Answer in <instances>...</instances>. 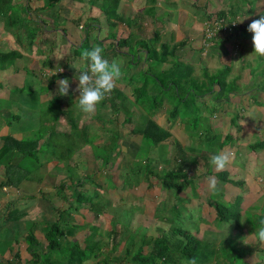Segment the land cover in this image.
I'll return each instance as SVG.
<instances>
[{
    "label": "rangeland",
    "instance_id": "rangeland-1",
    "mask_svg": "<svg viewBox=\"0 0 264 264\" xmlns=\"http://www.w3.org/2000/svg\"><path fill=\"white\" fill-rule=\"evenodd\" d=\"M160 5L153 4L149 0H117L116 4L113 5V7L116 6L117 11L120 13L122 11H125L124 9L126 8L125 12H131L133 14H139L141 17L143 23H148V19L150 18V15L147 14L146 10L150 8V6H153V14H155V19L157 20H167V11L165 6H163V2H167L168 6H171V14L175 10L176 7H179L183 3H187L191 6L193 3L194 9L198 10L200 9V6L202 8L200 11L205 10L206 13L208 11L213 12L210 13V15L216 16L217 13L215 12L218 8L220 10H225L227 12H238V14L243 15L241 17L239 16H229V14H225L224 16H229L233 17L239 22V19L241 18H250L252 17V20L254 19H259L261 15H264V0H173L175 3L170 4V0H158ZM99 2H103L106 5L108 4V0H86L85 3H79L76 1H71V0H61L60 5H59V13H60V18L58 19L60 24L58 22L56 24H50L46 25L43 23V18L41 19V22H39L41 25V36L39 40L36 42L38 44H34L31 49L28 48L27 44V38L29 37V32H32L33 25H36L34 23H31V26H27L30 31H25V25H28L25 23V20L32 22L33 19H36V14L37 11L31 10L32 14L29 17L25 18V8L24 10H19V8L14 7V12H11L12 10H9L7 12L10 17H20L18 21L23 23L20 27L16 26V29L14 30H8V24L5 20L0 19V38H3L0 41V51H13L15 50L18 53V56L14 60H10L5 62L3 65L1 64L2 62L0 61V84H8V85H19L22 90L19 93H24L21 98H25V102H28V98L30 99V102H40L41 104V93L46 94L48 91L49 97H54L55 95H60L59 94V85L58 81L61 79H68L71 82V77L78 76L76 74H71L73 70L79 69L81 66L82 68L84 67V63H86V60H83L81 65H73V67H68V64L65 63V57H60V61H55L57 63V70L55 73L57 74H62L57 76L56 78V85H52L51 89L48 90L46 88H42L41 86V80H43V83L45 82L46 84L48 83L46 79L50 78L51 73L45 74V78H41L42 74L44 73L41 72L42 70V62L44 59H46V55H53L57 53L58 48L63 52L65 56H70V54H75L74 46L70 42V39L73 38L76 34L78 33H83L85 24L90 23V25L94 26L90 22V17H98L99 19H102V15L105 16V13H103L99 8L96 7L95 4H99ZM15 4V3H14ZM41 3H38L35 0H32L31 6L32 8L39 7ZM206 5L207 7H203ZM16 6V5H15ZM62 6V8H60ZM205 8V9H203ZM252 10V13L247 14L246 12L248 10ZM188 10L189 9H185ZM145 11V12H144ZM175 13V19L174 21L178 22L180 18L178 16L182 17V11L180 12L181 15L178 13ZM205 13V14H206ZM188 14V13H187ZM170 17V16H168ZM22 18L24 20L22 21ZM40 19V17H39ZM79 19V25L76 27L71 21L68 20H76ZM64 20V21H63ZM67 20V21H65ZM45 22L50 21L49 20H44ZM104 20H101L100 25L103 28V23ZM246 22V20H244ZM240 23V22H239ZM44 25V27H43ZM57 25V27H56ZM145 26V25H144ZM128 27V26H127ZM160 27V26H159ZM53 30V31H52ZM63 33H62V32ZM114 31H111V35H113ZM152 32V29H150L149 25L144 28V33L150 36ZM45 34H48L50 36H47ZM123 33H121L122 35ZM20 35V37H19ZM250 35L248 31L244 32V35L242 37H247ZM224 36L223 39H228L230 37ZM217 39H220L219 37ZM216 39V41H217ZM43 40V41H42ZM88 43L86 45H83L80 51L83 53L85 50L91 51V48H95L97 44H93L90 40V36L88 37ZM42 41L40 44L39 42ZM133 43V39L130 40ZM45 42V43H44ZM176 42V39L173 38V40L170 41L171 45H174ZM83 43V42H82ZM81 43V44H82ZM91 44L95 45L94 47H91ZM244 44V43H242ZM239 45L243 47V45ZM46 45V46H45ZM201 45H202V40H201ZM43 46L45 48H43ZM175 46V45H174ZM200 46V42H199ZM81 46H78L80 48ZM217 50H219L222 47V44L215 45ZM232 46L226 45V48L231 50ZM244 50L247 52L249 55H247L245 58H247V63L245 66H243L241 63V58L231 60L230 58L227 57H220V58H215L216 55L214 52L211 51L209 55V51H203L200 52V57H198L196 54L189 51L188 48L184 49H178L176 54L178 57L182 55L183 58H181L182 61H180V58L174 57L171 59V64L173 67L180 66L179 70H173L169 71L166 75L164 72H162L161 68L166 69V65L156 64L157 60H153L154 62L151 63L149 68H146L144 71H151L152 68H155L156 75L155 79L161 80L168 82V80L172 81H177L178 89H176L175 86L172 85L169 86V90L166 92H160V88L154 84L153 81H150V87L151 90L148 92L146 96H144L142 99L146 101L148 104V108L143 106L141 108V102L140 100L135 101V99L132 101L130 99L131 96V91L130 89L126 88L125 94L129 98H125V101L123 102L124 107L128 108L131 111V116L133 117L131 122H128L124 120V113H119L118 115L113 114V110L111 107L106 104L103 108H101V105L99 104L97 107V111L95 112V115L100 116V117H106L109 118L110 120H113V117L116 118L117 122V127H126L130 128V126H139L141 129L145 128L147 126V122L149 119V115H153V113L156 111L154 109L155 107H152L153 104H157V107L161 105L162 102L167 103L168 105H164L162 110L160 109V114L157 115L156 118H154V121L161 127L169 129L171 128L174 133L178 134V130H182L185 128V134L188 136L187 138V143H184L183 146L185 147H190L191 154L188 155V151L185 150L182 151V147L177 146L174 144L175 149L171 148L168 144L161 143L159 145H155V143L151 142L150 139H143L142 142V136L139 137H131L129 140L132 141L134 144H138L141 142L140 151L135 153L136 155L134 156L135 158H131L129 163L125 162L124 160L121 159L120 155L118 152H109L110 148L107 150L102 149L100 152V163H103L102 166L97 167V170L101 171V173L104 171L106 174L104 175V178L101 176V173L99 174V177H102L100 181H106L104 185H102L98 190L93 188L90 191L89 194L91 195H96L97 198L93 202L95 203L96 206H99L102 204L108 205V207L115 205L116 201L115 199L118 198V195H120L124 190L125 191H130L131 187L135 186L137 187L142 184L143 180H146L145 176H140V179L138 175V171H144L145 169L149 168L150 170L153 169L156 173L159 175H163L165 172L167 173V170H160L159 166L161 169L166 168L165 163L169 162L172 163L174 162V159L172 157H178L180 155V158L184 156L187 159H190L191 163L195 162L194 158L196 156H202L204 157V161L206 162V167L205 171L208 170L210 172L215 173L214 167L210 164V157L211 155L221 151V150H227L230 151L234 154V159L232 160L231 164H243L246 165L249 169L254 168L255 166L259 165V168L256 169L255 173L256 175L260 178L258 179L259 181L257 182L258 184L254 183L253 188L256 192L264 191V165L263 169L261 167V164L264 163V150L257 149L256 151H252L249 147L241 146V141H236V138L239 136V133L250 131L251 143H257V142H262V139L264 141L263 133H264V96H259L257 92L264 94V57L257 56L254 54V48L252 44V38L250 41L246 42L244 44ZM77 48V50H78ZM124 48V47H123ZM212 48V47H211ZM40 49H47L45 51H42L40 53ZM122 49V48H121ZM120 49V50H121ZM234 49H240L239 47H234ZM211 50V49H210ZM182 51V52H181ZM188 51L189 53H187ZM180 52V54H179ZM184 52V53H183ZM213 53V57H211ZM118 56V57H117ZM116 56L117 59L121 60L123 57L118 54ZM51 56L53 60H56V56L54 57ZM62 59V61H61ZM78 59V58H77ZM169 59V58H168ZM241 62V63H240ZM186 65H190L193 69V73L191 71L190 74H192L188 80L185 81V76L186 74L184 73V69ZM229 66L230 70L229 73L225 74L224 68ZM148 67V66H147ZM63 69L62 72H59V70ZM69 68V69H68ZM242 68V69H241ZM13 71L16 72H12ZM68 69V70H67ZM208 69V70H207ZM186 70V69H185ZM48 72L47 70H45ZM84 71V70H83ZM141 75H136L140 76V78L145 79V74L144 72ZM71 74V75H70ZM70 75V76H68ZM131 73L123 71V76L127 77V79L130 78ZM79 77V76H78ZM196 77V78H193ZM235 77L239 79V77H242V80H245L249 78L250 81L253 82L254 85V94L255 96L253 98H244L241 93V90H244L245 87L239 86L241 84L240 81L235 80ZM196 81L197 83L194 85H191L193 80ZM157 80V81H158ZM192 81V82H191ZM211 82H217L222 84L224 87L225 91H228V89H233L236 90L237 93L239 94L242 102L240 104H230L229 101L220 103L217 100L216 97L211 96L207 99H202V98H196V94L198 92H201V89L198 87V85H204L206 87L202 88V92L204 91H211L210 95L215 93V89L217 86H214L211 88L210 83ZM71 85V83H70ZM47 86V85H46ZM78 82L74 84V87L71 89L69 92L68 96H62L61 99L59 100H52L51 102L47 101L44 105V113L40 114L38 117L36 113V106H34L33 103L30 104V106H25V111L30 112L33 114V116L28 120V126L30 128L36 126L38 134L45 136L50 127H49V119L50 116L55 115L58 111H65V116H68L69 118H73L71 116L72 109L75 111H80L78 108V103H75V98L79 96L78 92H75L74 90L77 88ZM142 86V85H141ZM48 87V86H47ZM241 89V90H237ZM214 91V92H213ZM31 92H33L32 98ZM237 94V95H238ZM18 95V94H17ZM178 95H180L183 100L182 102H179ZM43 97H45L43 95ZM120 98H123L121 96ZM180 98V99H182ZM247 99H250L247 100ZM62 102V103H61ZM172 102V103H171ZM174 102H179V114H178V121L177 119L175 121L166 122V115L165 112L168 114L169 110L171 108V104ZM15 102H11L10 104H14ZM159 104V105H158ZM8 104H4V107H7ZM170 105V106H169ZM101 108V109H100ZM150 109H154L153 111ZM218 110V115L217 119L214 116V112ZM158 111V112H159ZM161 111L163 114H161ZM81 112V111H80ZM23 114L25 112L23 111ZM99 114V115H98ZM85 116V115H84ZM87 116V115H86ZM141 116H145L147 119L146 121L140 119ZM89 117V116H87ZM234 118H237L236 122L232 123V120ZM96 119V122H98L99 118L94 117ZM115 121V120H114ZM114 121H112L114 123ZM71 122V121H70ZM74 122V121H73ZM110 122V121H109ZM179 122V124H178ZM47 123V124H46ZM108 123V122H107ZM137 124V125H136ZM255 125V127H254ZM259 126L257 129L256 127ZM125 128V129H126ZM90 132V136L86 138H91L92 140L97 138L96 135L99 134L101 131L100 127L95 126ZM70 134V133H69ZM60 135V134H59ZM68 135V134H67ZM180 135V133H179ZM200 135H202L200 137ZM76 137L75 133L72 131V136L71 137H66L64 133L60 135V140L62 141L64 146L66 145V142H71L73 141V138ZM84 140V138L81 136V138L77 137V145H74L72 143L71 147L72 148H80L83 146L81 143ZM238 140V139H237ZM186 141V140H185ZM115 145L113 147H118V143H114ZM68 147V146H67ZM192 149V150H191ZM188 150V149H187ZM148 151V155H147ZM109 152V153H108ZM183 152V153H182ZM103 155H108L110 158H118V161L116 160H111L110 165H108L105 169L104 165L106 166L107 163H104V157ZM172 155L170 159L167 158L168 155ZM145 155L149 156V159L144 161ZM37 158H39L41 155H36ZM35 164V160H27L25 162V165L29 164ZM41 163V160L39 161ZM168 163V164H169ZM197 165V164H196ZM110 166V167H109ZM112 166V167H111ZM126 166L129 171L135 173L134 175L128 171H124L120 168ZM175 166H177L175 164ZM200 165L198 164V168L196 167V170L199 169ZM252 168V169H253ZM96 170V167L93 168V173L96 174L98 177V172ZM103 170V171H102ZM187 172L189 171V168L186 169ZM28 173L33 174V176L39 175L40 172L39 169H26ZM68 172L72 177H75L79 180L84 178L85 180L91 179V177L94 178L89 172L90 169L88 167L86 168H74V167H69ZM128 174H125L127 173ZM141 172V173H142ZM230 174V173H229ZM254 174V173H253ZM88 176V178L86 177ZM47 179H51V177H47ZM52 179H54V176H52ZM115 181V182H113ZM123 183L122 187H117L118 185H121L120 183ZM222 181V180H221ZM81 184H83V180H81ZM89 184H91L89 182ZM158 185V184H157ZM218 189H220V186L222 185V182H218ZM80 187V186H79ZM238 188V187H235ZM240 189L242 188L239 187ZM238 188L237 193H233L232 197H235L240 193V189ZM139 189V188H138ZM195 189V183L192 182L190 187L188 188L189 191H193ZM109 193H113L114 197H109L106 194V191ZM183 193H188V191H184ZM102 196V197H101ZM207 196L208 199L215 200L219 202L220 204L225 205L226 207H229L232 209V212H240L242 216V231L243 233H240L239 230L235 231L233 228L235 227L234 221H230L229 223H222L218 222L215 227L214 224H211L208 222V226L202 225L204 222L201 224V218L204 220H208V217L205 216L204 214L201 216L200 211L198 209H194L190 214H185V215H178L176 212L172 215V205L173 202L179 201L180 196L176 195L175 193L170 194L167 197V200L165 202V206H159L157 209H155V214L154 216L156 217L157 215L161 218H164V215L166 217H172L174 218L173 222L169 223H162V221H159V219L156 217L153 219L152 216V210H149V218H147L145 213L142 211L140 207H133L132 211L127 212L124 214L123 220L120 223V227H99L101 231L96 232L95 235H97L98 238L105 239L107 235H109V229L111 230H116L118 229L119 232V238L120 240H127L131 236V239L136 240V248L140 247L143 244H147L144 247V253L148 254L153 247V241L159 236V232L157 230V226L164 225L162 227L166 231V237H167V246L171 247L172 249H176L177 245L180 243V247L185 243L184 238L181 236L177 235L174 230L181 229L186 231H189L193 235L195 232L197 233V237L199 239H202L200 241L204 242V247L207 250H216L218 245L222 243V246L227 249V251H233L238 248V246L242 249L244 253H247V251L251 250V245L250 243L252 242L255 250L258 252L257 253V258L260 260L264 259V252H261V246L257 244H254L255 240L253 237V233L256 232L257 228L259 227V221L261 219H264V195H260L257 197L256 201H249L248 204H253L252 207H250L249 210L241 211L240 209V204L242 200H237L233 202H224L222 201V198L224 197V193H220V190L216 193H208ZM171 199V200H170ZM32 201L35 202L34 199ZM44 203V204H43ZM157 204V203H156ZM155 205V204H153ZM152 205V206H153ZM135 206H140V204H135ZM240 206V207H239ZM247 207L246 205H244ZM42 208L44 213H47L46 215H42L38 218L39 222L41 224H44L45 227H51L52 224L56 223L57 221H49V215H50V206L48 202H42ZM193 207H189L188 210H191ZM107 211V216L109 220L112 219V215L115 217V219L121 215L118 210H115L114 208H106ZM0 217H2L0 215ZM247 217V218H246ZM107 219V217L105 216ZM245 220L249 221L248 223H245ZM132 224L134 227H132ZM101 223V220H100ZM106 223V222H104ZM111 223V221H110ZM130 225V226H128ZM249 227H253L255 229L254 232H252ZM5 228V227H4ZM14 228L13 232L11 230ZM29 227H26V231L28 230ZM90 229V227H89ZM108 230V231H107ZM198 231V232H197ZM245 231H248L246 235H244ZM88 232V231H86ZM252 232V233H250ZM0 233H2V228L0 227ZM13 235V236H18L23 235V232L21 231V227H11V229L8 227V231L4 235ZM37 236L40 240H43V235L37 231ZM195 236V235H194ZM246 236L245 239H243ZM82 239H84L82 237ZM81 239V241H82ZM256 241L258 239L255 237ZM108 245L110 246V243L108 242ZM229 246L232 248L230 249ZM235 248V249H234ZM254 250V251H255ZM136 249H134L135 253ZM28 254V253H27ZM26 255V253H25ZM30 258V256H27ZM249 261L244 260V264H254V260ZM213 263V262H212ZM84 264H95V261H88L85 262ZM167 264V263H163ZM211 264V263H210ZM215 264V263H214ZM225 264V263H222Z\"/></svg>",
    "mask_w": 264,
    "mask_h": 264
},
{
    "label": "crops",
    "instance_id": "crops-1",
    "mask_svg": "<svg viewBox=\"0 0 264 264\" xmlns=\"http://www.w3.org/2000/svg\"><path fill=\"white\" fill-rule=\"evenodd\" d=\"M38 3H41L42 5V2H38ZM157 3L160 5L158 0ZM169 3L173 4L175 2L173 0H170ZM163 4H164L163 6H165L166 8L167 13L169 12L167 14V18H168L167 20H164L165 18L163 20H157L155 19V15L153 14L150 15V18L148 19V23H143L144 21H142L138 13L133 14L131 12H125L126 8L124 9L125 11H122L124 12L123 16L125 17V19L130 17L134 18L135 16H137L138 17L137 21L139 22L138 25L132 27H127V25L123 23L118 25L117 28L118 30L116 34L117 39L119 40L127 39V42L125 44L126 46H124V48H122L121 50H115L114 48L111 47H105V45L111 43L110 42L111 39H108L111 33H109L108 31V27H110V25L107 23V20L103 15H102V19H98V20H96L97 17H93L92 15V17H90V19L91 18L94 19L93 20L94 26L92 30L89 31L88 33L86 32H83L82 34L78 33V35L76 34L73 38L70 39L72 45L74 47H78L81 45L84 39H86L87 37L86 34H88V37L90 36V40L92 43L98 41L102 43V45H104V47H102L104 49L103 54L107 59L109 60L116 59L119 63H121L122 71L129 72V74L131 73L129 79H127V77L122 76L117 83V87L114 89L115 91H118L119 96L115 94V96L113 95V98L115 99L117 96L118 101L122 99L120 98L121 96H123L124 101L126 97L129 98L125 94L126 88L130 89L132 96L130 97V99L133 101L135 99V96L133 94L134 88L141 87L143 82L142 78L136 75L137 74L141 75L143 71L146 70V68L150 67V64H147L146 62V50L143 49L142 46H139L138 44L143 39L152 38L153 36L152 32L154 29L160 30L161 43L168 45L170 48H172V46L174 45L184 43L185 45L182 48L184 49L188 48L189 51L191 50V52L196 54L198 57L201 56L200 55V52H202L201 40L203 37L204 22L205 19H207L208 14L212 13L213 10L212 12L208 11L206 13L205 10L200 11L202 6H200V9L196 10L193 8L194 7L193 3L191 4V6L187 3H183L179 7H176L171 14L170 11L171 6H168L167 2H163ZM15 7L19 8V10L21 8L20 5L18 7L17 6ZM150 7L153 6L151 5ZM203 7L206 8L207 6L204 5ZM60 8H62V6ZM187 8L189 9V11L185 10ZM177 11H179L178 13L180 15H181L180 12L182 11V17H183L181 18V16H178V18H180L178 22L174 21L175 13H177ZM220 11L221 10L218 8L215 12L218 13ZM11 12H14V9ZM243 15L237 14V16L239 17ZM19 18H21V16L18 17V19ZM42 18H43V23L45 25L47 23L50 24V26H52V24L54 25L57 22L58 24H60L59 23L60 21L58 20L60 18V13L56 20L45 17H40V19H36V20L33 19V20H35L36 22H41ZM49 19L50 21L48 22L44 21ZM23 20L24 18H22V21ZM101 20H104V22H102L103 28L100 25ZM244 20H246V22H244ZM68 21H71L76 27H78L80 23L79 19L68 20ZM239 22L240 23H239L238 31H236L233 35H231L234 37L231 36L230 38L227 37L228 39L226 40L225 39L222 40V38L217 39V41L215 40L212 43V48L209 51V55L212 51L215 53L216 55L215 58L217 59L220 57L230 58L232 56L231 60L236 59L239 56L238 59L241 58L242 61V63L241 62L240 63L243 66H245V64L247 63V58L245 57L249 54L243 51L245 48L244 44L251 40L252 34L250 33V35H248L247 37L245 36L242 37V35H244V32L248 31L247 29L249 24L252 22V17L250 18L243 17L239 19ZM40 25L41 24L39 23V28H40L39 37L36 39V42L39 40L41 36ZM147 25H149L150 29H152V32L149 37L147 34L144 33V28L147 27ZM121 33L123 34L121 35ZM45 35L50 36L48 34ZM173 38L176 39V42L174 45H171L170 41L173 40ZM2 39L3 38H0V41ZM131 39H133V43L130 41ZM42 41H40L39 44ZM199 42H200V46H199ZM236 43H238L239 45L244 43L242 44L243 47L239 46L241 50L234 49ZM129 44L133 45L132 50L129 49L128 47ZM219 44H222V47L219 50H217L218 48H216L215 45H219ZM99 45L100 44H98L97 46ZM226 45L232 46L230 47L231 50L226 48ZM9 51H0V52H9ZM167 52L168 51H164L163 54H168ZM186 52L189 53L188 51ZM118 54H120V56L123 57L121 60L116 58ZM53 55L54 57L56 56V60H54L55 66H57L58 63L55 61H60V57H65V63L68 64V67H73V65H77V66L81 65V63H79V61L81 60L79 57H77L75 54H70V56H65L63 52L60 50V48H58L57 53ZM48 56L49 55L47 53L46 58ZM175 57H178L177 54ZM211 57H213V53ZM178 58H180V61H182L181 58L183 57L182 55H180V57ZM171 59L172 58L169 57L168 61L162 63L161 66L163 65L167 66L166 69L161 68L162 72L173 69V66L171 64ZM82 61L83 60H81V62ZM84 64L85 65L83 68L79 66L80 68L79 69L76 68V70H73L71 74H76L79 76V74L83 70L87 69L88 62L86 61V63ZM41 66H42L41 72L44 71L41 78L43 77L45 78V74H47L49 71L47 68H45V66H43V64H41ZM191 68L192 67L190 65H186L185 67L186 70L185 69L183 70L187 73L186 77H190L192 75V74L190 75L188 74L189 69ZM45 70H47L48 72H46ZM191 70L193 73V69ZM11 71L16 72L13 71L12 69ZM144 72H146L144 73L146 78L143 80L149 79L151 81L153 79V76L156 75L155 68H152L151 71H149L148 75H147V71ZM78 76L70 78L71 79L70 91L74 87V84L78 82L77 80ZM235 80L241 82L239 86L245 87L244 90L237 88V90H241L242 93L241 96H243L244 98H249V97L253 98L255 96L254 94L255 83L253 84V82L250 81L249 78L248 80L247 79L242 80V77H239V79L235 77ZM46 81L48 82L47 84L45 82L43 83V80H41L40 87L50 90L51 86L49 85V81L47 79ZM54 85H56V82L53 84V86ZM21 90L22 88L19 85H8L3 83L0 84V215L2 216L0 217V227L2 228V233H3V235L0 233V264H25V260L29 259L27 257L29 255L27 254L26 251L27 244L25 242V238H26V233L30 228H33L36 238L41 243H44L43 229L46 227L44 224H41L38 220L40 216L47 214L43 212L44 208H42V202H48L49 206L51 207L49 209L50 210L49 221L50 222L53 220L57 221L56 223H59L60 225L64 223L67 224L66 226L63 227H73L75 225H79V227H98V228L102 227L101 225H103V227H120V223L123 220L124 214L132 211L133 207H140L142 211L145 213L144 215H146L148 219H150L149 215H151L149 213V210H152L153 219L156 218L154 216L156 211L155 209H157L160 205L165 206L167 197L170 194H168L166 190L162 189L160 185H157V181H153V180L151 181L153 184L152 186L149 185L148 183L149 180L146 179L143 180L140 186L138 185L137 187L132 186L130 191L124 190L120 195H118V198L115 199L116 203L113 206L108 207V205H104L101 203V205L96 206V208L99 211L93 210L92 205L88 202V200H90L88 199V196H91V194L89 193L92 190V186L97 190L106 183L105 179L104 181H100L102 177L104 178V175L106 173L103 170L102 173L101 171L97 170V167L102 166L103 163H100V159H101L100 153L95 152V150L100 149L101 152L102 149L107 150L110 148L109 152H114V151L118 152L121 159L129 163L131 158H135L134 157L136 155L135 153L140 151L141 150L140 148L143 147V145L140 147L141 142L138 144H134L129 139L135 136L140 138L141 135L139 136V133H142L143 129L136 126H130V128H126V127L118 128L116 118L114 117L113 120H110L109 118L106 119V117H100L95 114L87 117L82 112L75 111L74 109H72V111H74L73 113H71V116L73 118H69L68 116H65L66 110L63 112L58 111L55 115L50 116L48 122L50 129L48 133L45 136L39 135L36 126L32 128L28 126L27 120L28 118L30 119L33 116V114L25 111V106H30V104L33 103L34 106L32 107L36 106V110H37L36 113L39 117L40 114L44 113V105L47 101L51 102L52 100H59L62 98V96L55 95L54 97H49V93H48L49 91H48L46 94L41 93L42 95L41 104L40 102L37 103L35 101L30 102L29 99L30 97L28 98V102H25V98H21V96L24 93L23 92L19 93L21 92ZM215 91L219 92L218 87L215 89ZM215 93L212 95H207L205 99L214 96L217 98L216 101H218L219 104L229 101V103L233 105L240 104L246 101L245 100L242 102L236 90H233V92H230L227 95L228 99H226L224 95H219ZM257 94L259 96H264V94L259 92H257ZM32 95L33 92H31V95L29 96H31L32 98ZM43 95L45 97H43ZM77 98H75L76 104L78 103ZM247 100L250 101V99ZM11 102H15V103L10 104ZM4 104H8L7 107H4L3 106ZM166 105L168 104L166 103ZM160 109L162 110V108ZM23 111L25 112V114H23ZM158 111H155L153 115H149V119L154 121V118H156L157 115L160 114V111L159 112ZM217 113L218 110L214 112L215 114L214 116L216 117V119L218 118ZM113 114L118 115L116 113ZM161 114H163L162 111ZM165 115H166V122L167 123L172 122L169 121L170 113L167 114L165 112ZM94 117L99 118L98 122H96V119H94ZM140 119L144 120L146 118L145 116H141ZM71 120L74 121L75 127H72ZM112 121H114V123ZM95 126H98L101 129L99 134L96 135L97 136L96 140L95 139L92 140L91 138H86L90 136L89 134L92 130H94L93 128ZM159 127L161 129V132H156L155 128L150 129V131L154 137L155 136L161 137L162 142H160V144L161 143L168 144L173 149H175L174 144L177 146L181 145L182 151L185 152L186 150L189 153L188 155L191 154L190 147L183 146L184 143H187L188 141L187 140L188 136L185 134V128L182 130H178L179 132L177 134L174 133V131L171 128L166 129L161 126ZM256 128L258 129L259 126H257ZM72 131L75 133L76 136L73 138L72 143L74 145H77V137L81 138L82 136L84 140L81 143L84 144L80 148L77 147L72 148L71 147L72 143L66 142V145L68 147L65 146V148L63 149L62 146L63 143L60 140V135L64 133L66 137H71ZM52 134L56 136L54 138H50ZM262 135L264 137V133ZM201 136L202 135H200V137ZM251 136L252 135H250V131L242 132L239 133V136L236 138V141L240 140L242 143L241 146L249 147L251 144H253L251 143V141L249 142ZM114 143H118V147H113L115 145ZM71 152L72 154L69 155ZM35 154L41 156L37 158ZM147 155H148V151H147ZM147 155H145L144 161L149 159V156ZM102 156L105 158L104 163H106V160H109L106 166L104 165L103 169H105L108 165H110L111 160L118 161V158H114V157L110 158L108 155H103V154ZM171 157H172L171 154L167 156L168 159H170ZM179 158L180 155H178V157L175 158L172 157V159H174V162L172 163L166 162L165 163L166 168L161 169V167L159 166L160 170L165 169L167 170V172L171 171L174 168L181 169L183 172H185L188 175L191 184H192V180L193 183H195V189L192 192L188 190V188L190 187L189 186L186 189L188 193H183L184 191H186L184 190L179 194L180 196L179 200L181 201V206L186 210V212H179V215L190 214L192 211H194V209H198L201 213L200 214L201 216L204 214L205 216L208 217V220H204L202 219V217H200L201 224L202 222H204V224L202 225L208 226V222H209L211 224H214L213 227H215L217 224V220L215 219L216 215L213 209L207 205L208 198L205 195H208V193L211 192L208 187V178L212 176L217 178L218 173L221 172L216 171L215 173H213L208 170L205 171L204 169L206 167V162L204 161L205 158L202 156L200 157L196 156L194 158L195 162L192 163L190 162L191 161L190 159H187L184 156H182L181 159ZM27 160H35L36 163L25 165V162ZM40 160L41 163H39ZM175 164L177 166H175ZM198 164L200 165V167L199 169L196 170V167L198 168ZM263 165L264 163L261 164L262 169H263ZM69 167H74V168L88 167L90 169L89 173L92 176H94V178L91 177V179L88 180L82 178L81 180H83V184L81 187H79L77 185L79 181L81 182V180L72 177L69 174L68 172ZM94 167H96V170L98 172V177L96 176L95 173L92 172ZM187 168H189L188 172L186 170ZM252 168L249 169L246 165L243 164L237 165L235 163V164H230L224 171H222L228 175L227 178L229 181H231L229 183V182L221 181L219 178H217L218 182H222V185L220 186L219 189L220 193L222 192L224 193V197L222 198V201L233 202L237 200H242L241 208L242 211H245L246 209L249 210L250 207L253 206L252 203L248 204L249 201L252 202L256 201L258 196L264 195V191L256 192L253 188H251L253 187L254 183L258 184L257 183L259 181L258 179L261 178V177L259 178L255 173L256 169L259 168V165L255 166L253 169ZM26 169L29 170L39 169L40 176L39 175L33 176V174L28 173ZM121 169L123 170V172L128 171L130 173H133L129 171V169H127L126 166L121 167L120 170ZM128 172L125 174H128ZM141 172L142 171L140 170L136 174L138 175L139 179L140 176H143L144 171L142 173ZM100 173L101 176L103 175L102 177H99ZM52 176H54V179H52ZM47 177H51V179L48 180ZM86 177L88 178V176ZM89 182L91 184H89ZM123 183L124 182L121 181L120 183L121 185H118L117 187H122ZM61 185H64L65 188L60 193L58 191L61 190ZM241 186L242 188L240 189L239 187ZM235 187H238L240 189V193L242 194L241 195L238 194L235 197H232L233 193L238 192V188ZM105 191L109 197H114L113 193H109L107 192V190ZM78 196H81L83 197V199H85L82 207L79 210L74 208L76 200L79 198ZM32 199H34L35 202L32 201ZM135 204H140V206H135ZM171 205L173 207L172 203ZM244 205H246L247 207H245ZM190 206L193 208L191 210H188ZM106 208H114L115 210H118L117 212H119L121 215H119L116 219L112 215V219L109 220L108 219L109 216H107L106 213L107 211H105ZM178 210L182 211L180 207ZM105 216L107 217V219L105 218ZM167 218L166 215H164V218H158V219L159 221H162V223H169V220H167ZM133 223L134 221H132L130 225H132ZM245 223L249 224V221L245 220ZM8 227L10 229L11 227H16V228L21 227V231L23 232V235H21L20 237L19 234L18 236H13L9 234L4 235L8 231ZM26 227H29L27 231L25 230ZM132 227L134 226L132 225ZM157 227H164V225L161 226L158 225ZM13 230L14 228L11 230V232H13ZM37 231H39L43 235V240H40L38 238ZM86 231L87 230L78 233L77 239L81 240L82 237L84 238ZM99 231L101 230L99 229ZM196 234L197 233L195 232L194 235ZM253 238L255 240L254 244H256V246L257 244L260 245L262 247L261 252L263 253L264 244L260 243L259 241H256L255 237ZM250 245L252 249V256L250 258H247L246 261H249L248 259L250 260L253 259L255 261L254 264H264V259L260 260L259 258H257L258 252L255 250L252 242L250 243Z\"/></svg>",
    "mask_w": 264,
    "mask_h": 264
},
{
    "label": "trees",
    "instance_id": "trees-1",
    "mask_svg": "<svg viewBox=\"0 0 264 264\" xmlns=\"http://www.w3.org/2000/svg\"><path fill=\"white\" fill-rule=\"evenodd\" d=\"M22 1V2H21ZM37 2H42V5L36 8H32L31 2L32 0H0V19L5 20L8 24V30H14L16 29V26L20 27L23 23L20 24L17 17L13 18L10 15H7L8 10H12L15 5L18 7L21 6V10H24L25 8V18L29 17L32 14L31 10L37 11L36 19H39V17H45V18H51V19H57L59 16V5L61 0H35ZM76 1L79 3H85L86 0H71ZM117 0H108V4L106 5L103 2H99V4H95L97 8L100 7L102 9L101 11L105 13V18L107 20V23L110 25L108 27L109 33L111 31L113 32V35H109L108 39H111L109 44L105 45V47H111L115 50H120L124 46H126L127 39L125 40H119L117 39V28L119 24H125L128 27H132L135 25H138L137 19L138 17L135 16L134 18L130 17L125 19L123 16L124 12H118L116 9V6L113 7L114 4H116ZM150 2L156 4L157 0H149ZM15 3V4H14ZM19 4V5H17ZM153 7H150L146 10L148 15H153ZM231 14V16L235 17L238 12L232 13L227 12L225 10H221L217 13V15L224 16L225 14ZM247 14L252 13V10H248L246 12ZM155 15V14H154ZM35 19V20H36ZM99 18L97 17L96 20ZM35 20H32V22L25 20V23L28 25H25V31H30V29L27 26H31V23H34L36 25H33L32 32H29V37L27 38V44L28 48L31 49V47L36 43V39L39 37V22H36ZM94 19H90L91 24H93ZM93 28L90 23L85 24L84 32L88 33ZM88 29V30H87ZM87 30V31H86ZM153 36L150 39H143L139 42V46H142L143 49L146 50V62L147 64H150L154 62L153 60H157L155 62L156 64H160L163 62L168 61V58L171 57L172 59L176 56V52L178 49H181L184 47V43L172 46L170 48L168 45L161 43V32L158 29H154L152 32ZM86 39H84L83 43L80 45L81 47H74L75 55L79 57L81 60L83 59L82 52L80 49L83 45H86L88 43V34H86ZM20 37V35H19ZM234 37V36H231ZM93 44H100L99 46L104 47L102 43L95 42ZM91 44V47H94V45ZM129 49H133V45H128ZM212 47V44L208 45V51H210ZM235 47H239L238 43L235 44ZM43 48H45L43 46ZM78 48V50H77ZM93 48H91L92 50ZM47 49H40V53L42 51H45ZM164 51H168V54H163ZM18 53L16 51H9V52H0V61L3 65L5 62L14 60L17 57ZM134 55V54H133ZM52 55H49L44 61L43 66L51 72V76L49 79V85L52 86L56 82V78L59 75L62 74H54V72L57 70L54 60L51 58ZM80 60V61H81ZM88 62V61H87ZM89 63V62H88ZM181 68L180 66L173 67V70H179ZM171 69V71H173ZM230 70V67H225L223 71H225V74H228ZM170 71V70H169ZM169 71H163L166 75ZM191 69H189V75L191 73ZM149 73V71H148ZM147 73V75H148ZM185 74H187L184 71ZM185 81L188 80L189 77H184ZM190 79V78H189ZM154 84L160 88V92H166L169 90V86L172 85L178 89L177 81L168 80V82H165L164 80H156L155 76H153ZM193 80V79H192ZM192 82V81H191ZM197 82L193 80L191 85L196 84ZM211 88L214 86L218 87L219 92H216L215 94L224 95L227 98V95L230 92H233V89H228V91H225L222 84L217 82H211L210 83ZM198 87L201 89V92H198L195 97L196 98H202L205 99L207 95H210L211 91H204L202 92V88L206 87L204 85H198ZM264 89V86H263ZM151 90L149 80H143L142 86L138 88H134L133 94L135 96V101L140 100L141 102V108L143 106L148 108V104L146 101H144L142 98L148 94V92ZM214 92V91H213ZM119 96L118 91H113L111 96L107 99H105L100 105L101 108L104 107L106 104H108L111 109L113 110V113L119 114L124 113L125 120L128 122H131L133 117L131 116V111L128 108L124 107V99L118 101L117 96L114 99L113 95ZM180 95H178L179 102H182L183 98ZM179 102H174L171 104V108L168 110L169 115V121H175L178 120V114H179ZM172 103V102H171ZM159 105V104H158ZM166 105V103L162 102L160 106L157 107V104H153L152 107H155L156 111L160 110V108H163V106ZM170 106V105H169ZM150 109V110H154ZM145 119L144 121H146ZM237 118H234L232 120L233 122H236ZM72 121V120H71ZM74 122L72 121V127L74 126ZM139 127V126H137ZM155 128L156 132H161L160 127L152 120L148 119L147 126L143 128V132L139 133V136H142V139H150L151 142L155 143V145L160 144L162 142V139L160 136H153L150 129ZM56 135L52 134L50 138H54ZM119 140V139H118ZM63 149L65 148L64 145ZM249 148L252 151H256L257 149L264 150V141L253 143L249 146ZM73 152V151H72ZM72 152L69 154L71 155ZM95 152L100 153V149L95 150ZM98 155V154H97ZM148 160V159H147ZM109 160H106V163ZM135 174V173H132ZM143 175L147 180H149V185L152 186V180L157 181V184L161 186L162 189L166 190L168 194L175 193L176 195H179L181 192L186 190L190 184L191 181L188 177V175L183 172L181 169H172L169 172H165L163 175H159L156 173L153 169H145ZM228 175L224 172L218 173L217 178H219L222 181L225 182H231L228 180ZM193 182V180H192ZM77 186H82L81 182L79 181ZM64 185H61V190L58 192L61 193V191L64 190ZM98 190V189H97ZM79 198L76 200L74 208L79 210L85 199L83 197L78 196ZM87 197V196H86ZM96 195L88 196V202L92 205L93 210H98L96 208L95 203L93 202L96 200ZM242 203V202H241ZM180 205V206H179ZM207 205L213 209L215 213V219L218 222H224L229 223L230 221H234L235 227L233 228L235 231L239 230L240 233H243L242 229V216L240 212H232V209L229 207H226V204H220L219 202L215 200L208 199ZM241 206V204H240ZM239 206V207H240ZM182 210L179 211L178 209ZM241 211L242 208L240 207ZM172 215L176 212V214L179 215V212H186V210L181 206V201H175L173 202L172 207ZM99 211V210H98ZM94 212V211H93ZM264 216V214H263ZM157 218H160L158 215ZM162 218V217H161ZM167 218V217H166ZM167 220L169 222L173 221L174 218L168 217ZM67 224L60 225L59 223L52 224L51 227H46L43 229V235H44V243H41L35 236V232L33 231V228H30L26 233L25 242L27 244V253L30 256L29 259L25 260V264H84L88 261H95V264H185L187 259H190L192 257L197 258V264H244V260L247 258H250L252 256L251 250L247 251V253H244L242 249L238 246L237 249L230 251H227L222 246V243L218 246L216 250H207L204 247V242L200 241L197 236L193 235L189 231H184L181 229L174 230L175 233L182 238H184L185 243L180 247V243L177 245L176 249H172L171 247L167 246V237H166V231L162 227H158L157 230L159 232V236L154 239L153 241V247L152 250L148 253H144V247L149 244H143L140 247L136 248V240L133 241L131 239V236L127 240H120L119 238V230L116 229L110 230L109 235L105 237V239L98 238L96 232L98 233L99 228L98 227H79V225H75L73 227H63ZM249 229L254 232L255 229L253 227H249ZM87 230L88 232L85 233L84 239L81 241L80 239H77V234L81 231ZM250 232V233H252ZM246 235L249 233L248 231L244 232ZM248 236V235H246ZM246 236L243 238L245 239ZM108 242L110 243V246L108 245ZM231 249L232 247L229 246ZM134 249H136L135 253L133 252ZM213 262V263H212Z\"/></svg>",
    "mask_w": 264,
    "mask_h": 264
},
{
    "label": "clouds",
    "instance_id": "clouds-1",
    "mask_svg": "<svg viewBox=\"0 0 264 264\" xmlns=\"http://www.w3.org/2000/svg\"><path fill=\"white\" fill-rule=\"evenodd\" d=\"M213 17L215 16L208 14L207 19ZM207 19H205V21ZM232 19L235 18L232 17ZM238 29L236 31H238ZM247 30L252 34L254 54L264 57V15H261L259 19L252 20ZM103 53L104 49L100 46H96L91 51L85 50L82 54L83 59L89 63L87 69L79 74L77 79L78 86L74 91L79 93L77 98L79 110L87 116L95 114L98 105L111 96L114 89L117 87L118 81L123 76L121 63L116 59H107ZM62 71L63 69L60 68L59 72ZM49 73L51 72H48V74ZM58 85L59 94L68 96L70 92V81L68 79H61L58 81ZM233 159L234 154L232 152L221 150L211 155L210 164L214 167L215 171L222 172L231 164ZM217 185L218 180L216 177L212 176L208 178V187L212 193L219 191ZM253 235L260 243L264 244V219L259 221V227ZM185 264H197V258L192 257L187 259Z\"/></svg>",
    "mask_w": 264,
    "mask_h": 264
},
{
    "label": "built area",
    "instance_id": "built-area-1",
    "mask_svg": "<svg viewBox=\"0 0 264 264\" xmlns=\"http://www.w3.org/2000/svg\"><path fill=\"white\" fill-rule=\"evenodd\" d=\"M238 29V22L229 16H215L204 22L202 37V52L208 51V45L214 42L218 37L232 35ZM52 74V73H51ZM54 74H56L54 72Z\"/></svg>",
    "mask_w": 264,
    "mask_h": 264
}]
</instances>
